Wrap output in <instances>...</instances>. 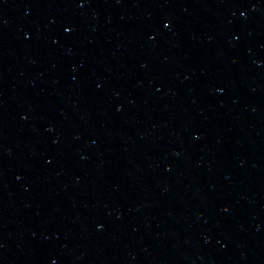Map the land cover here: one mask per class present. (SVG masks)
Masks as SVG:
<instances>
[{"label": "water", "instance_id": "water-1", "mask_svg": "<svg viewBox=\"0 0 264 264\" xmlns=\"http://www.w3.org/2000/svg\"><path fill=\"white\" fill-rule=\"evenodd\" d=\"M0 264H264V0H0Z\"/></svg>", "mask_w": 264, "mask_h": 264}]
</instances>
